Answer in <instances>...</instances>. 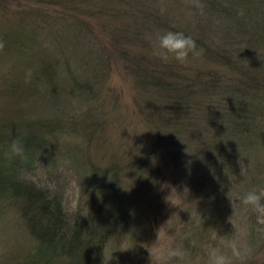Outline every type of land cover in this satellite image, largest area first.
<instances>
[{
  "label": "trees",
  "instance_id": "trees-1",
  "mask_svg": "<svg viewBox=\"0 0 264 264\" xmlns=\"http://www.w3.org/2000/svg\"><path fill=\"white\" fill-rule=\"evenodd\" d=\"M6 1L0 0V40L5 42L0 105L4 110L3 104L15 98L21 109L31 108L25 120L22 111L16 118L0 113V228L8 226L14 210L23 225L13 231L26 232L31 241L20 255L3 261V247L11 245L0 232V264H100L104 259L124 264L141 250L149 225L140 195L157 189L156 181L168 170L161 167L165 158L183 170L179 165L188 160L190 144L196 148L189 162L200 156L207 163L190 170L201 196L193 188L190 193L209 208L204 213L217 227L210 229L201 217L203 235L221 230V238L215 237L220 241L226 231L233 232L229 218L236 209L255 220L241 198L264 189V0H203V14L192 0H18L29 3L26 7ZM88 4L101 31L104 16L122 29L98 33L88 19L82 23L80 9ZM50 5L59 13L48 14ZM167 31L191 36L200 54L184 63L171 55L164 59L157 38ZM101 46L104 51L98 52ZM115 60L122 61L139 89L150 138L117 142L119 157H106L100 165L93 154L99 148L96 137L105 133L98 102ZM16 139L25 147L23 159L5 155ZM62 171L82 186L89 200L85 209L67 210L59 188ZM158 194L155 207L165 196ZM187 240L181 248L194 252V239ZM248 244L255 249L249 264H264L262 256L255 259L263 253L264 234L252 235ZM110 246L122 263L106 258ZM202 253L200 264L207 260Z\"/></svg>",
  "mask_w": 264,
  "mask_h": 264
},
{
  "label": "rangeland",
  "instance_id": "rangeland-1",
  "mask_svg": "<svg viewBox=\"0 0 264 264\" xmlns=\"http://www.w3.org/2000/svg\"><path fill=\"white\" fill-rule=\"evenodd\" d=\"M4 4L14 7H26L28 6L29 3H24L21 5L18 0H7L6 3ZM56 6L54 5H50L48 7L46 6L45 9L47 10L48 14H52V13L57 14L59 13L57 12L59 8H57L58 6L57 7ZM87 7L88 8L90 7L89 10ZM91 8L93 10V7L88 4L80 9L82 23L85 24L88 19L89 22L88 21L87 22L89 23L90 27H93L95 30L98 31V33L104 32L106 29H108L109 31H117V32L120 29H122V27L118 23H117L118 26L117 27L111 22V20H113L112 17L104 16L101 19V21L103 22L102 25L104 27L103 28L104 31H101L102 29L101 26L96 27L97 25L96 19L91 18V12H92V10H90ZM2 16L3 15L0 13V20L1 18H3ZM59 17L60 18L64 17V15L63 16L59 15ZM190 17L191 14L187 13L185 18L188 21ZM74 18L77 17L75 16ZM105 21H109V22H105ZM68 23H71L69 19H68ZM132 26L133 29H136L134 27H136L137 24H134L132 22ZM71 27L72 26H66V29L70 30ZM50 28H52L51 30L54 31L57 30L56 27H54L53 25L52 26L50 25ZM68 34L69 32L65 33L66 38H69L70 35ZM105 36L106 34L104 35V37ZM209 36H213V35L210 34ZM81 39L82 38L78 37V41ZM135 41H139V39ZM139 48L142 49L140 45ZM102 51H104V49H102L101 46L100 48H98V52H102ZM225 71L227 72V70ZM133 80L134 78L131 77L129 74H127V72H125V68L121 60H115L112 63L111 68L108 72V79L104 83L105 85L101 87V91H103L104 96L101 95L103 96L102 100L98 102L102 106V116L105 119L104 121L105 133H103V135L97 136L95 139L96 145L99 146L98 149L93 150L94 155L95 153L98 154V158L95 161L97 164L103 165L106 157L107 158L113 156L119 157L118 153L114 152V150L117 149L114 146L119 145L117 144V142L125 141L126 139H133L136 136H138L137 139L148 140V138H150V134H148L149 130H147L146 123H144L143 120V114L140 106L141 98L139 95V89L136 87ZM29 101L33 102V99H29ZM252 103L256 105L257 101L256 102L254 101ZM80 104H84V102ZM3 106H4V110L1 108L0 105V113L4 112L7 117L16 118L19 115V112L22 111L23 120H25L24 112H28L27 110L31 108V106L28 104V106L26 105L25 107H23V109H21L18 106V100L15 98H13L10 101H6L5 104H3ZM84 107L85 105L80 106L77 112H81ZM84 120L85 118L80 119L81 126L83 125ZM91 133L94 135L97 132L96 130L93 132L91 130ZM210 138L214 139L213 137ZM77 140L83 141L81 134H78ZM153 144L154 142L147 143L146 147H150ZM191 148H196V147H194L193 144H190V151L189 152L187 151V154H189V158L193 153L192 150H194ZM187 149L188 148H186L185 150ZM96 150H101V151H98L100 152L98 153L95 152ZM189 158L187 161L180 162L179 166H181L183 170L175 168L174 163L172 162V160H170L169 157L165 158L164 162L166 163L162 162L163 165L161 167L168 168V170L167 172H165L164 177L159 176L160 177L159 180L156 181L158 184L157 189L152 191V194L149 190H147L140 195L142 199L141 205H143L144 207L142 210L145 211L147 217H149L148 219L149 225L145 227V235L142 240L143 243H141L142 245L141 250H139L136 256H131L127 261L124 262V264H177L178 263L177 259L168 258L166 255L162 256L161 253L166 252L167 249L173 248L175 244L180 248L182 246L189 245L188 243L189 240H187L189 236H191L192 239H194L195 250L194 252L190 251L191 253L187 252V257H189L190 255L191 259L190 260L187 259L184 264H200V259L197 256H199L202 253V251L204 253L205 258L207 259L204 264H208V252L211 248H219L227 253L228 245L230 241L236 239L241 242H246L248 244V241H251L252 235L254 237L257 236V234L258 235L264 234V224H261L257 221V217L255 213L252 212L255 220L249 221L246 218V215H244L240 210L236 209L235 210L236 213L233 216L231 215L233 222L232 223L229 222V225L233 228V232L228 233V231H226L227 234L225 238L219 241V239L223 235L222 231L219 230L214 232L217 229L216 221L215 222L212 221L213 219H209V216L205 215L206 212L204 213V211H206V209L209 208L201 207L200 206L202 201L201 198L198 197L197 195L196 197H194L193 194L190 193L192 192L190 190L193 188L192 185L193 180L191 184L190 179H192V175L190 174V172L200 167L197 164L198 162L200 163L201 167L204 164L206 165L207 163L206 161H204L205 157L199 156L198 159H195L196 160L195 163L194 161L192 163L189 162ZM60 169L58 171L61 172ZM63 172L64 171H62L61 174H63ZM150 172L152 171L150 170ZM77 182L78 181L76 180V177H72L68 175L67 171H65L64 174L62 175L61 182L59 183V188L64 193L65 202L68 205L67 210L69 212H73L75 209H80V207L85 209L89 204V200L87 198H84V193L82 192V186ZM194 183H198V181H195ZM192 190L195 192V194L197 193L198 195L200 194L199 196H201L199 190L197 192L196 189L194 190V188ZM160 191H163L165 194L164 200H160L161 202L158 201V206L155 207L156 200L154 198H157L159 196L158 193ZM157 200L159 199L157 198ZM74 201H75V206H73ZM199 212L201 215L199 214ZM201 217H204L205 220H207L206 226L208 225L210 229L214 230L213 235L210 236L209 238L204 236L205 234L201 230V228H203L200 224ZM7 223L8 226H5L4 228H0V232H3L1 236L7 239L8 244L11 245V246L5 245L4 247L2 246L4 251L7 252L5 253L6 256L3 255L4 256L3 261H7L8 257L11 258V255L15 254V252L17 255H20L22 251L28 247L29 241H31L29 234H27L26 232H21L24 234H21L20 236L19 233L20 226L17 225L18 224L23 225V223H22V219L17 216L14 210H12L9 218V222L7 220L6 224ZM15 227L16 230L19 231L18 234L16 231H13ZM159 231H160V236H159ZM215 237H220V238H215ZM13 238L16 240L15 242L12 241ZM12 244H15L17 246L16 251ZM108 249L109 251L106 253V258L108 259L115 258L117 260L120 259V262L122 263L121 257L117 252L115 246L112 247L110 246V248ZM261 249L263 253L262 254L257 253L255 259L260 260L261 256L264 258V244ZM184 250L187 251V249ZM150 252H152L153 254L152 259ZM248 259H246L243 263L249 264L250 261ZM104 260H101V262L99 263L109 264L106 260L105 261Z\"/></svg>",
  "mask_w": 264,
  "mask_h": 264
},
{
  "label": "clouds",
  "instance_id": "clouds-1",
  "mask_svg": "<svg viewBox=\"0 0 264 264\" xmlns=\"http://www.w3.org/2000/svg\"><path fill=\"white\" fill-rule=\"evenodd\" d=\"M193 6L200 10L203 14L206 5L203 0H192ZM162 12L164 9L161 10ZM158 49L161 50L162 57L167 59L171 55L176 61L184 63L188 60L189 56H197L200 51L197 48L196 41L191 36H185L183 32L167 31L163 35L158 36ZM5 48V42L0 40V52ZM28 76H31L29 71ZM28 82V80H26ZM5 155L11 159L13 157L25 158V147L19 140H13L9 146V151ZM241 203L253 213L256 214L257 221L264 224V189L259 191L252 190L244 194L241 198ZM75 206V201L73 202ZM232 223V217L229 218ZM160 236V231H159ZM159 241V239H158ZM157 241V242H158ZM255 249L246 242L239 240H232L228 245V252H224L219 248H211L208 252V264H243V262L254 254ZM151 259H152V252ZM162 256L168 258H175L184 264L187 252L179 247L167 249L166 252L161 253Z\"/></svg>",
  "mask_w": 264,
  "mask_h": 264
}]
</instances>
